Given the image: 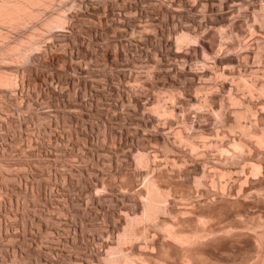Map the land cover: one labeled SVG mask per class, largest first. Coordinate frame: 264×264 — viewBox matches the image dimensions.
<instances>
[{
	"label": "rangeland",
	"instance_id": "rangeland-1",
	"mask_svg": "<svg viewBox=\"0 0 264 264\" xmlns=\"http://www.w3.org/2000/svg\"><path fill=\"white\" fill-rule=\"evenodd\" d=\"M45 9L19 29L0 25L9 35L0 45L12 47L0 70L16 80L0 85V264H107L106 247L115 245L126 219L139 216L152 170L169 193L168 208L194 212L223 204L219 185L214 192L209 182L222 170L227 185L253 189L246 198L236 191L226 198L232 203L213 222L264 232V187L261 198L252 192L264 173L253 176L249 168L262 158L253 150L237 156L232 146L250 139L236 121L264 131V116L255 122L246 106L252 99L264 114V92L245 87L264 81V0H54ZM54 13L66 22L50 29L43 23ZM23 49L30 53L25 60ZM141 155L148 162L140 163ZM201 165L209 181L196 188ZM150 230L147 241L157 248L161 235ZM147 241L122 249L150 253ZM249 250L215 255L227 258L224 264H256L254 257L237 260Z\"/></svg>",
	"mask_w": 264,
	"mask_h": 264
},
{
	"label": "bare ground",
	"instance_id": "bare-ground-1",
	"mask_svg": "<svg viewBox=\"0 0 264 264\" xmlns=\"http://www.w3.org/2000/svg\"><path fill=\"white\" fill-rule=\"evenodd\" d=\"M54 0H0V25H2L3 27L6 28V26L9 28H18L21 25L23 26L25 23H27L28 21H30L33 18H36L37 16H39L41 14L42 8H46L45 10H47V8L52 4ZM57 1V0H56ZM62 1V0H61ZM58 3V2H57ZM59 7V6H58ZM65 7V6H64ZM51 9V8H50ZM62 11V10H61ZM54 12V11H52ZM60 12V11H59ZM48 13V12H47ZM61 13V12H60ZM60 13H58L57 15H54L53 17L50 16V18L43 23L46 27L50 28V29H55V28H60L61 26H63V22L65 18L64 16H62ZM43 14V13H42ZM46 15V14H44ZM67 18V17H66ZM63 24V25H62ZM1 26V27H2ZM21 26V27H22ZM0 27V28H1ZM8 29V28H7ZM19 29V28H18ZM21 29V28H20ZM24 29V27H23ZM22 29V30H23ZM3 31V30H1ZM8 31V30H7ZM18 31V30H17ZM21 32V31H20ZM8 34V32H7ZM6 34V35H7ZM17 34V33H16ZM5 33L2 34V32H0V40L4 41V39L8 36H6ZM31 37V35H30ZM33 37V36H32ZM20 38V36H19ZM182 38H184V36H182ZM6 40V39H5ZM10 40V39H8ZM0 41V42H1ZM11 41V40H10ZM15 41V40H14ZM5 43V41H4ZM2 44L0 45V57L3 53L9 51V49H12L11 46H9L8 44ZM20 44V42H18ZM15 42V44H18ZM35 44V43H34ZM16 46V45H15ZM31 46V45H30ZM14 48V47H13ZM16 48V47H15ZM31 48V47H30ZM29 49V48H28ZM34 49V48H33ZM24 50V49H23ZM27 50V49H25ZM23 51L20 54V59H26V57H29V54H26V51ZM32 50V49H31ZM30 50V52H31ZM20 52V51H19ZM249 52V51H248ZM17 54V55H19ZM252 54V53H251ZM255 54V53H254ZM8 55V54H7ZM4 56V55H3ZM9 56V55H8ZM249 56V55H248ZM246 56V57H248ZM15 57V56H14ZM4 58V57H3ZM0 58V59H3ZM7 58V57H6ZM13 58V57H12ZM11 58V59H12ZM17 60V57L15 58ZM19 59V60H20ZM29 59V58H28ZM23 60V61H24ZM11 61V60H10ZM18 61V60H17ZM21 62V61H20ZM27 62V61H25ZM216 63V62H215ZM214 63V64H215ZM19 64V62H18ZM23 64V63H22ZM19 66V65H18ZM209 68V67H208ZM263 68V67H262ZM261 69V68H260ZM206 71V70H205ZM233 71V70H231ZM254 71V70H253ZM261 71V70H260ZM263 71V70H262ZM225 72V71H224ZM210 73V72H209ZM237 73V72H236ZM253 73V72H252ZM260 73V72H259ZM211 74V73H210ZM231 74V73H230ZM235 74V73H234ZM263 74V73H262ZM261 74V75H262ZM13 75V74H12ZM207 75V74H206ZM229 75V74H228ZM11 75H8V73L5 75L4 71L2 72L0 70V85L1 86H8L11 85L13 82L15 81H11L12 79H10ZM238 76V75H237ZM12 77V76H11ZM253 77V76H252ZM239 78V77H238ZM250 78V77H249ZM253 79V78H252ZM251 82V80H250ZM246 83L247 86L250 85V90H254V89H258L260 91L264 92V81L261 85H259L260 87L257 88V85L255 83H251L250 84ZM16 83V82H15ZM14 83V84H15ZM224 83V82H223ZM243 83V84H244ZM13 84V86H11V89H15L12 88L15 85ZM225 84V83H224ZM228 84V83H227ZM226 84V85H227ZM240 84V83H239ZM258 84V83H257ZM230 85V84H229ZM238 85V84H237ZM242 85V82L241 84ZM245 85V84H244ZM242 85V86H244ZM0 86V87H1ZM231 86V85H230ZM240 87V86H239ZM2 88V87H1ZM6 88V87H5ZM10 88V87H9ZM249 88V87H247ZM244 88V89H247ZM7 89V88H6ZM4 89V90H6ZM17 89V88H16ZM235 89V87H234ZM237 89V88H236ZM242 90H244L243 88H241ZM240 89V90H241ZM3 90V88H2ZM1 90V91H2ZM239 90V91H240ZM249 89H247L248 93L250 92ZM11 91V90H10ZM9 91V92H10ZM245 91V92H247ZM259 91V93H260ZM6 92H8L6 90ZM258 92V91H257ZM240 93V92H238ZM253 93V92H252ZM2 94V93H1ZM251 94V92H250ZM264 94V93H263ZM244 95V94H243ZM239 96V95H238ZM237 96V97H238ZM247 96V95H246ZM252 95H249V97ZM242 97V96H241ZM248 97V98H249ZM196 99V98H195ZM234 99V97H233ZM243 99V98H241ZM259 99V97H258ZM198 100V98H197ZM235 100V99H234ZM233 100V102H234ZM256 100V99H255ZM224 101V100H223ZM232 101V100H231ZM239 102V100H235V102ZM242 101V100H241ZM252 101V99H250V102ZM245 102V101H244ZM248 102V101H246ZM248 103L249 106L248 107V111L250 116H252L256 122V119L261 116H264L263 114V110H258L256 109L255 105L253 103ZM254 102V101H253ZM201 103V102H200ZM204 103V102H202ZM240 103V102H239ZM261 103V102H260ZM247 104V103H246ZM256 104V103H255ZM258 104V102H257ZM164 106V105H163ZM162 107V106H161ZM165 109V108H164ZM247 109V107H246ZM246 109L244 111L245 115H246ZM263 109V108H261ZM164 111V110H163ZM230 111V110H229ZM234 112L236 114L242 115L243 112L239 110H234ZM232 113V112H231ZM229 114V113H228ZM220 115V114H219ZM218 115V116H219ZM238 115V116H239ZM236 116V118L238 117ZM231 117V116H230ZM229 117V118H230ZM233 117V116H232ZM244 118L243 117H239ZM246 118V117H245ZM251 118V117H250ZM251 118V119H253ZM258 118V121H260ZM262 118V117H261ZM238 119V118H237ZM239 119V120H240ZM250 119V120H251ZM235 120V118H234ZM246 121V119H244ZM248 120V119H247ZM264 120V118H263ZM234 122V121H233ZM240 122V121H239ZM235 123V122H234ZM233 123V125H234ZM245 123V122H244ZM262 124L263 122H259L258 124ZM250 124V122H249ZM257 124V123H256ZM260 124V125H261ZM240 131L242 132V134H245L246 136L250 137V139H246V138H238L236 141H233V151L235 150L236 153L238 152L240 155H244L241 154L244 150H247L246 152L253 150L257 155H260L262 157L259 156V159L262 160L260 162H258L257 160V164H253L250 163L249 168H251V170L253 172V176H256V174H258L259 172H263L264 173V131L263 130H258V128H249V125H245V124H241L238 123L236 121L235 124ZM255 125V124H254ZM251 126V124H250ZM256 126V125H255ZM232 127V126H231ZM257 127V126H256ZM236 128V127H235ZM238 129V130H239ZM241 134V135H242ZM239 136V135H238ZM256 137L254 140H251V137ZM236 137V136H235ZM243 137V136H241ZM245 137V136H244ZM247 137V138H248ZM236 139V138H235ZM234 139V140H235ZM191 141V140H190ZM189 141V142H190ZM231 141V140H230ZM229 141V142H230ZM190 149L191 151H195V149L197 148L193 142L189 143ZM216 142V141H215ZM232 142V141H231ZM209 143V142H208ZM207 144V142H206ZM217 144V142H216ZM216 144L214 143L213 145L216 146ZM222 144V143H220ZM223 145V144H222ZM218 146V145H217ZM216 146V147H217ZM209 147V145H208ZM208 147H205L208 149ZM212 147V145H211ZM202 148V147H201ZM203 148V149H205ZM226 148V147H225ZM224 148V149H225ZM202 149V150H203ZM222 149V148H220ZM198 151V149H197ZM224 151V150H223ZM228 151V150H227ZM227 151L222 152V154H226L227 155ZM232 151V150H231ZM206 152V151H204ZM220 152V151H218ZM190 153V152H189ZM198 153V152H197ZM237 153V156H238ZM244 153V152H243ZM250 152H248L249 154ZM254 153V154H255ZM221 154V153H219ZM221 154V155H222ZM200 155V154H199ZM202 155V154H201ZM200 155V156H201ZM225 155V156H226ZM236 155V154H235ZM194 156V155H193ZM203 156V155H202ZM228 156V155H227ZM231 156L233 159L234 157L232 155ZM247 156V155H246ZM245 157L246 161H250L251 158H249L248 156ZM144 156H138L139 162L142 161L144 162V160H148L147 158H143ZM198 157V156H197ZM240 157V156H239ZM243 157V158H244ZM254 156H252L253 159ZM137 158V157H136ZM230 157H227L224 159H229ZM231 158V159H232ZM235 158H237L235 156ZM196 159V158H195ZM217 159V158H215ZM232 159V160H233ZM194 160V159H193ZM199 160V159H196ZM202 160V159H200ZM221 160V159H220ZM236 160V159H235ZM207 161V160H205ZM237 161V160H236ZM240 161V160H239ZM238 161V162H239ZM256 161V160H255ZM138 162V163H139ZM148 162V161H147ZM202 162V161H201ZM224 162V163H223ZM223 164H226L225 161H223ZM228 162V160H227ZM232 162V161H230ZM235 162V161H233ZM237 162V163H238ZM244 162V160H243ZM141 163V162H140ZM146 163V162H145ZM197 163V162H196ZM195 163V164H196ZM205 163V162H204ZM214 163V162H213ZM216 163V162H215ZM218 163V161H217ZM221 163V164H222ZM147 164V163H146ZM201 164V163H199ZM220 164V163H219ZM222 164V165H223ZM154 165V164H153ZM206 164H203L204 167ZM216 165V164H215ZM247 165V164H246ZM200 166V165H199ZM225 166V165H224ZM237 166V165H236ZM157 167V165L155 166ZM210 167V166H209ZM207 167V168H209ZM212 167V165H211ZM202 168V165H201ZM227 168V167H226ZM232 169V168H231ZM235 169V168H234ZM159 170V169H157ZM201 171V176H195L193 177L192 181L194 184V187H198V186H202L205 185L209 180L210 184L214 187L216 184L219 185V193L217 194L220 199H222L221 201L223 202V204H214L213 207L209 208L207 211H203V212H194L191 208H183L182 210H171L170 207L168 208L167 206V201L169 198V193L165 192L160 185V179L162 178L160 174H150V177L146 179L145 181V187H143V191L141 192V197L143 195V200L140 201L138 207H140V214L138 217L135 218H128L126 219V223H124V228H122V231L119 235H117L116 237V241H115V245H113V247L107 246V252H105V256L103 258V263H107V264H140V262L142 260H144L145 264H159V262H166L167 264H170L172 262V260H176V261H180V264H224L225 263V258L224 261L220 258H218L215 255V252H225V251H231V252H236V251H240L243 249V247H248L252 254L248 253V255H243L238 257V261H240L239 263L243 262V263H247L248 260H250L252 257H254L256 259L257 263L260 264H264V232H258V233H250V231H248L249 229H251V227H246L247 225H240L239 226H227V227H218V225H216L213 220L216 219V211L220 210V209H226V207L228 206V204H231L232 202H230L229 200H226V198L228 197H232L234 192L236 191V193L241 194V198H246L248 197L247 195L249 193H251L250 191L253 189L252 187H245L243 185H239L237 188L229 186L230 184L232 185L233 183H230L229 185H227V181L224 182L221 179L223 178V175H225V172H223L222 170H218L216 171L218 173V182L216 180L213 179H209L207 182L205 181V179H207V177L205 176H209V175H205L207 174V172L205 173V169H200ZM210 170V169H209ZM212 170V169H211ZM262 170V171H261ZM215 171V170H214ZM229 172V171H227ZM226 172V174H227ZM243 172V171H242ZM150 173V172H149ZM167 173V172H166ZM211 173V172H210ZM237 173V172H236ZM239 173V172H238ZM250 173V174H251ZM241 174V173H240ZM244 174V173H243ZM238 175V174H236ZM242 175V174H241ZM243 176V175H242ZM245 176V175H244ZM250 176V175H249ZM258 176V175H257ZM264 176V175H263ZM211 177V176H210ZM247 178V176H245ZM245 177H241V176H237L235 181L239 182L242 184V182L246 183V178ZM260 177V176H259ZM205 178V179H204ZM264 178V177H263ZM249 179V178H248ZM247 179V180H248ZM253 179V178H252ZM260 179V178H259ZM228 180V179H227ZM258 180V178H257ZM263 180V179H262ZM232 181V180H230ZM264 181V180H263ZM262 181V182H263ZM253 182V181H252ZM256 182V181H255ZM229 183V182H228ZM236 183V182H235ZM234 183V184H235ZM238 183V184H239ZM260 183V182H259ZM256 184V183H255ZM216 185V186H217ZM237 185V184H236ZM235 185V186H236ZM234 186V185H233ZM244 186V187H243ZM256 187V186H255ZM254 187V189H255ZM264 187V183H260L258 184V188H256V193L254 192V190L252 191L253 194H257L256 198L260 197L262 195H264L263 193L259 194V192L261 193V189ZM214 192H215V187H214ZM235 193V194H236ZM214 194V193H213ZM252 194V193H251ZM139 195V194H138ZM216 195V194H215ZM140 196V195H139ZM240 196V195H239ZM214 197V196H212ZM251 197V195H250ZM253 197V196H252ZM138 198V197H137ZM216 198V196H215ZM214 198V199H215ZM139 199V198H138ZM170 199V198H169ZM219 199V200H220ZM238 199V198H237ZM236 199V200H237ZM253 199V198H252ZM233 200V199H232ZM245 200V199H244ZM251 200V199H250ZM172 201V200H171ZM214 201V200H213ZM212 201V202H213ZM249 201V200H248ZM253 201V200H252ZM256 201V199H255ZM216 202V199H215ZM237 202V201H236ZM235 202V203H236ZM246 202V201H244ZM220 203V201H219ZM250 203V202H248ZM260 203V202H259ZM209 204H213V203H209ZM251 204V203H250ZM170 205V204H169ZM173 205V204H172ZM193 206V205H192ZM200 206V205H199ZM210 207V206H209ZM182 208V207H181ZM232 208V207H230ZM195 209V208H193ZM197 211V210H196ZM171 215V217H174L173 221H166V220H158L159 222H155L157 218H159L161 215ZM125 216V214H124ZM122 216V217H124ZM133 217V216H132ZM124 219V220H125ZM161 219V218H160ZM165 219V218H164ZM194 224L193 227H190L189 229H185L183 227H181L182 225H188V224ZM137 224H142L143 227L142 228H138ZM234 225V224H232ZM260 225V224H259ZM139 226V225H138ZM141 226V225H140ZM139 226V227H140ZM192 226V225H190ZM258 226V225H257ZM185 227V226H184ZM151 228H157V230H159V233L161 235V240L162 242L159 244V246L156 248V246H154L153 244H150L147 240L149 237V232L154 230H150ZM249 228V229H248ZM254 228V227H253ZM258 228V227H257ZM248 229V230H245ZM156 230V231H157ZM120 231V230H119ZM256 230L254 229V232ZM117 232V231H116ZM154 232V231H153ZM111 233V232H110ZM157 233V232H156ZM152 234V233H151ZM151 237V236H150ZM152 237H155L154 235ZM138 239H142L144 241H147L148 244L150 245L149 248H151L152 251L157 250V252H153L152 251L150 253L147 252V250H145L143 247L141 249H144V252L146 251L147 253H143V254H137L138 256L134 255V253L132 252H126L122 249V246L125 244H132L133 242H135ZM155 239V238H152ZM157 241V240H156ZM110 243V242H109ZM142 244V243H141ZM147 244V243H144ZM103 245V244H102ZM148 245V246H149ZM105 246V245H104ZM138 246V245H137ZM52 247V246H51ZM145 247V246H144ZM154 247L156 249H154ZM101 248V247H100ZM134 247H132L131 251L133 250ZM147 248V246H146ZM128 249V248H127ZM130 249V248H129ZM55 250V249H54ZM102 250V249H101ZM140 250V249H139ZM249 250V251H250ZM104 251V250H103ZM127 251V250H126ZM247 251V250H246ZM136 252V251H135ZM141 252V251H140ZM241 254V253H240ZM239 254V255H240ZM101 255V254H100ZM142 255V259L141 261H137V259H139ZM223 256V255H222ZM224 258V257H223ZM229 259V258H228ZM254 259V260H255ZM140 260V259H139ZM233 260H236L233 259ZM232 260V262H234ZM236 260V261H237ZM171 261V262H170ZM230 261V260H229ZM160 262V263H161ZM250 262V261H249ZM86 263V262H85ZM165 263V264H166ZM227 263V262H226ZM230 263V262H229ZM237 263V262H236ZM256 263V264H257ZM143 264V263H141ZM173 264V263H172ZM175 264V263H174ZM233 264V263H232ZM242 264V263H241Z\"/></svg>",
	"mask_w": 264,
	"mask_h": 264
}]
</instances>
